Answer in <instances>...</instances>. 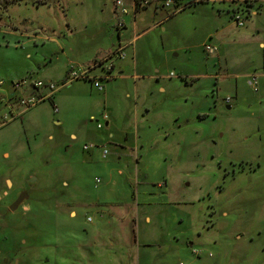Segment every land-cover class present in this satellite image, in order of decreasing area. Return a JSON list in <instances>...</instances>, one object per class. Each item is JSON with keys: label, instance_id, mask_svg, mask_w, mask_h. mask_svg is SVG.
<instances>
[{"label": "rangeland", "instance_id": "374dc122", "mask_svg": "<svg viewBox=\"0 0 264 264\" xmlns=\"http://www.w3.org/2000/svg\"><path fill=\"white\" fill-rule=\"evenodd\" d=\"M230 1L171 0L163 9L156 0L135 22L124 16L120 40L112 0H0V264H88L97 240L107 259L115 229L132 228L123 207L146 208L182 240L186 229L195 248L215 241L208 264H264V96L246 83L264 59V1ZM141 23L150 30L128 47L137 54L124 61L127 80L115 69L103 92L87 79L55 83L58 113L47 99L4 120L13 81H56L67 65H91L127 43ZM134 61L155 78L141 80L138 96ZM104 112L126 150L97 128ZM21 192L27 198L10 211Z\"/></svg>", "mask_w": 264, "mask_h": 264}, {"label": "crops", "instance_id": "0c3cea01", "mask_svg": "<svg viewBox=\"0 0 264 264\" xmlns=\"http://www.w3.org/2000/svg\"><path fill=\"white\" fill-rule=\"evenodd\" d=\"M113 1V11L114 14L116 15L117 18V30H118V39L121 38L120 36V31L122 29H125V21H124V16H128L131 15L132 21L135 22L136 16L137 14H139L142 11H145L148 9L149 5L152 2H155L156 0H121V5L122 7H120L119 5L116 6L115 4V0ZM177 1V0H175ZM208 1V0H205ZM260 1H264V0H260ZM167 3H169L170 5H173V2H171V0H166L165 4L162 5L161 7L163 9H165L166 7H169L168 5H166ZM172 3V4H171ZM175 3V2H174ZM230 3L234 4V7H237L236 5H239V1L237 0H231ZM250 3V2H245ZM252 3V2H251ZM106 4V3H105ZM178 4H180L179 2H176V5L179 6ZM241 4V3H240ZM180 8V7H179ZM129 9V10H128ZM124 10V12H123ZM131 10V14L130 11ZM123 12V13H122ZM176 12H179V9H177L175 12H173L172 14H175ZM123 16V17H122ZM118 22H122L123 23V27H120V25H118ZM119 26V27H118ZM141 30L140 32H137L138 30V26L135 25V35L133 38H131V40H129L127 43H122V42H118V46L117 48L114 49V51L112 53H110L107 56H104L103 58H99L100 60H95L93 61V63L90 65L88 64H84V65H73L70 64L67 65L63 72L58 74L56 76V81L52 80L50 76L46 77V78H40V79H36V80H41V81H45V82H52V83H60L61 86L63 87L66 84H68L69 82H71V68H74L75 70H80V69H90L88 75L90 77H94L96 80H98L100 82L103 81H109L110 79L115 78L114 75H112L113 71H115V69H118L119 78L121 77L122 80H127L128 77L124 76L125 74V70L123 69H127V67L125 66L126 63L124 62L127 59L128 54L131 55L133 58V60H135L134 56H135V52L137 54V50H132V53L128 51V47L132 46L133 42L138 39L141 35H145L149 33V28H142V23L140 25ZM239 27V26H238ZM137 32V33H136ZM124 38V37H123ZM121 40V39H120ZM119 40V41H120ZM206 45H211V44H206ZM212 46V45H211ZM260 46L264 48V43L261 42ZM213 47V46H212ZM118 50H122V53H118ZM111 52V51H110ZM125 52H126V56H125ZM215 51L211 54H214ZM210 54V53H209ZM120 60L118 63H114V61ZM107 62H110L108 64H106ZM123 62V63H122ZM89 63V62H87ZM112 65L111 69L108 71V66ZM79 68H76V67ZM140 68V65L137 63V61H134L133 63V74L129 76V79H132L133 84H132V90L136 96L139 95L140 90L143 91L145 90V86L147 84V82L141 83V89H140V82L141 80H147V81H153L155 78L153 76H146V75H139L138 74V69ZM254 70L252 73H249L246 75V83L248 84V79L252 74H256L258 75L260 78V86L257 92H254L250 87V90L253 91L254 94H259V92L261 91V95L264 96V59L263 61H258V63H256V65L254 66ZM96 71H100L99 73H96ZM110 75L109 79H105V76ZM170 77H175L174 74H170ZM23 80V79H22ZM21 80V81H22ZM24 80H28V79H24ZM91 82L92 84V80L87 79ZM20 79L15 80L11 83V96L12 97H16V96H20L21 94H32V93H36V91L34 90V88H21L20 90H15L13 88V84L19 82ZM249 86V85H248ZM101 89L96 88L98 91L103 92L104 91V86L101 85ZM164 88H161V91H163ZM15 91H18V94H16ZM45 91V90H44ZM49 91H45L44 93L46 94ZM59 93V89L57 91H55V93L53 94L52 98H50L49 100H51L54 105L56 106V111L54 110L55 113H58V107L56 105V97ZM10 96V95H9ZM7 98V97H5ZM4 99V98H2ZM0 99V100H2ZM135 99V97H134ZM3 101V100H2ZM8 101V99H7ZM7 104H4V106H6ZM227 109H231V107L229 105H227ZM101 119L104 120V126L101 123L97 124V128L101 129L106 127L110 128L105 130L106 134L105 136H107L108 141L107 144H110L111 142L116 143V147L118 148V150H126L128 147L126 146L125 143L119 141V140H115L114 139V135L113 132H115L116 130H118L117 126L119 125L118 122L115 121L116 117L114 116H110L109 114H107L106 112H104L101 115ZM20 116L14 120L19 119ZM90 118H92V120H96L95 116H91ZM144 119V117H142ZM128 119H131L130 116H128ZM177 119H179V116L177 117ZM135 121V120H134ZM140 121V120H139ZM5 123V122H4ZM4 123H0L4 124ZM109 130V131H108ZM113 131V132H112ZM125 137V142L129 141V134H126ZM75 135H72V138H75ZM132 137V136H130ZM168 135L165 136V138L167 139ZM95 143H103L105 140L104 138L99 139V138H94ZM178 139H176L174 142H176ZM116 141V142H115ZM173 142V143H174ZM85 146H87V149H85ZM91 147V146H90ZM92 147H96V146H92ZM88 145H84L83 150L88 151L89 149ZM136 150V147H134ZM104 151H106V154H108L107 149L103 150L102 153V157H106V154H104ZM134 152V149H133ZM101 153V151L99 152V154ZM119 154V153H118ZM135 160H137V156L134 157ZM98 180V182H97ZM95 183H100V180L97 178ZM127 210L129 212V214L131 215V219H132V228L131 229H125L126 232L123 233L122 235L120 234L119 229H115V231L113 232V240L114 243H110L109 245L112 246V249L109 250V254L107 252V259H105L103 257V251L102 252H98V246L99 245H104L103 243H101L99 240H97L98 244L96 245V249H97V254H96V259H93V257H89L88 258V264L90 263L89 261H96V263H99L100 261H106L107 264H208L210 262L209 259H207V254L208 257L212 258L214 257L212 254L210 253L209 250L210 249V244L212 243L211 240L209 241H202V242H198V244H195L196 246H198V248L194 247V241H191L189 237H186V229L182 228L180 231V235L184 236V240L180 239V237L174 235L172 232H170V230H174L173 228H170L168 224L167 227L162 226L160 223L157 222H153L152 218L149 217V211H147L146 208H130L129 207H123L122 210ZM213 214V213H212ZM135 215V216H134ZM166 223V222H165ZM212 228H214L215 224H212ZM196 227L198 228V235L201 236L202 235V231L200 230L201 227L199 225H196ZM119 232V233H117ZM117 233V234H116ZM132 235L130 240H127L126 235L127 234ZM119 235V236H118ZM211 242V243H210ZM129 243V244H127ZM216 242L213 241L212 244H215ZM187 249V251H186ZM189 252H191L195 258H191L189 257L190 254ZM206 253V254H205ZM91 255V254H90ZM100 264H103V262H101Z\"/></svg>", "mask_w": 264, "mask_h": 264}, {"label": "built area", "instance_id": "2783aa9c", "mask_svg": "<svg viewBox=\"0 0 264 264\" xmlns=\"http://www.w3.org/2000/svg\"><path fill=\"white\" fill-rule=\"evenodd\" d=\"M116 4L121 5V0H116ZM166 5L169 6L170 4L167 3ZM235 18H236L235 19L236 24L238 26H242L243 25L242 18L239 15H236ZM120 27H123L122 22H121ZM204 50L210 54L215 51V49L211 45H206ZM117 52L122 53V50H118ZM111 67H112V65L110 64L107 68L108 71L111 69ZM90 69L91 68L75 70L74 68H71V74H70L71 80L89 79L90 78V80H92L94 86L98 89H101L102 87L100 85V82L98 80H96L94 77H90L88 75ZM109 78H110L109 74L105 76V79H109ZM259 78L260 77L258 75L252 74L248 79V85L254 92H257L259 89V86H260ZM1 87H2V82L0 81V88ZM13 88L15 90H20L21 88H26V89L34 88L36 93H32L31 95L25 93L23 95L21 94L20 96H16V97H12V96H8V95L5 96L8 98V101L6 102V104H7L6 106H9L11 108V110H10L11 113L9 115L6 114L4 116V120L7 119L8 117H10L11 120L18 118L21 113L31 109L33 106H35L39 102H42L44 100L52 98L55 91L58 90V87H56L55 83L45 82V81H41V80H33V81L22 80V81H19V82L13 84ZM44 90L49 91V92H47L45 94ZM227 101H229V99H227ZM15 109H16L17 113L14 114L13 112ZM85 149H87V146H85ZM104 154H106V151H104ZM97 182H98V180H97Z\"/></svg>", "mask_w": 264, "mask_h": 264}, {"label": "water", "instance_id": "95a60500", "mask_svg": "<svg viewBox=\"0 0 264 264\" xmlns=\"http://www.w3.org/2000/svg\"><path fill=\"white\" fill-rule=\"evenodd\" d=\"M35 178L31 179L30 181H34ZM9 181L7 182V185H9ZM27 198V195L25 192H21L17 199L9 206L10 211H15Z\"/></svg>", "mask_w": 264, "mask_h": 264}, {"label": "flooded vegetation", "instance_id": "af4514ba", "mask_svg": "<svg viewBox=\"0 0 264 264\" xmlns=\"http://www.w3.org/2000/svg\"><path fill=\"white\" fill-rule=\"evenodd\" d=\"M2 103H3L2 100H0V105H2Z\"/></svg>", "mask_w": 264, "mask_h": 264}, {"label": "bare ground", "instance_id": "6f19581e", "mask_svg": "<svg viewBox=\"0 0 264 264\" xmlns=\"http://www.w3.org/2000/svg\"><path fill=\"white\" fill-rule=\"evenodd\" d=\"M10 184V183H9Z\"/></svg>", "mask_w": 264, "mask_h": 264}]
</instances>
